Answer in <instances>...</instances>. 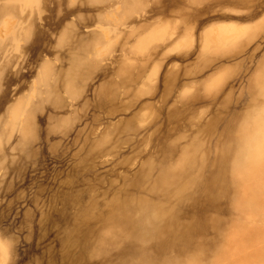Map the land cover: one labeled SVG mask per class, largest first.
Instances as JSON below:
<instances>
[{"label": "rangeland", "instance_id": "374dc122", "mask_svg": "<svg viewBox=\"0 0 264 264\" xmlns=\"http://www.w3.org/2000/svg\"><path fill=\"white\" fill-rule=\"evenodd\" d=\"M0 264H264V0H0Z\"/></svg>", "mask_w": 264, "mask_h": 264}]
</instances>
